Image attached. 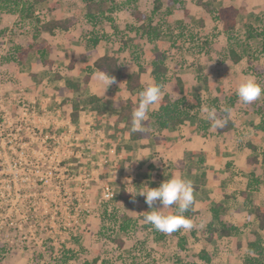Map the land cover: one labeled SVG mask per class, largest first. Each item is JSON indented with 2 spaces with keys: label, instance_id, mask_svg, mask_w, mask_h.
I'll use <instances>...</instances> for the list:
<instances>
[{
  "label": "rangeland",
  "instance_id": "374dc122",
  "mask_svg": "<svg viewBox=\"0 0 264 264\" xmlns=\"http://www.w3.org/2000/svg\"><path fill=\"white\" fill-rule=\"evenodd\" d=\"M110 2L116 4L115 11L110 13L112 19L103 18L97 23L87 21L84 0H46L38 4L36 14L42 21H71L68 31L43 34L51 41L45 39L51 44L45 63L35 52H30L25 60L16 52L19 45L26 46L32 40L39 24L23 21L18 13L0 11V264H86L95 258L111 264H131L135 253L140 257L139 264H176L177 258L183 264H206L199 257L203 247L216 252V260L211 264H245L247 244L257 239L258 232L254 217H249L247 212L258 202L264 203V160L261 158L264 130L254 127L264 117V95L251 104H244L236 94V87L248 75L264 84V73H256L249 66L264 67V37L249 39L246 32L250 26L258 32L264 30V0H179L173 6L163 0L155 21H161L164 33L153 41L136 33L140 23L133 12L138 9L143 14H152L154 0ZM205 4L214 11L206 9ZM228 5H235L240 11V31L234 35L224 33L216 18L217 9ZM186 33L202 40L209 37L212 43L205 44L200 52L195 51L194 45L186 40L190 38ZM95 38H99L97 44L93 41ZM99 44L106 53L119 56L126 72L138 71L140 65L145 68L142 72L145 87L155 82L151 74L153 59L158 52H167L171 77L165 91L178 100L181 95L173 89L175 75L186 79L184 96L192 114L189 126L195 129L196 135L203 136L199 141L188 140V143L193 149L204 148V152L192 153L195 157L191 159L187 149L179 152L182 147L178 144L175 146L178 151L155 152L153 160L162 166H152L158 170L153 183L145 173L147 162L139 164L131 156L124 164L116 165L119 159L108 155L113 128L106 119L108 115L97 114L95 103L89 101L96 91L116 94L115 85L106 89L102 75L94 76L90 86L76 93L84 106L78 123L72 121L69 126L71 110L62 106L56 88L68 77H83L75 69H67L72 46L90 50L80 68L84 70L99 57L96 50ZM231 47L243 54L238 64L231 58ZM137 93H131V98L139 103L140 91ZM232 94L234 97L230 99ZM108 100L104 98V103ZM227 107L231 109L230 117L222 111ZM113 109V106L107 109L105 104L102 107L104 114L108 111L111 115ZM213 109L217 118H234L229 131L219 133L218 128L211 126L208 112ZM249 110L256 116H251ZM155 112H150L152 118ZM162 131L158 125L153 128L155 139L167 135L166 130ZM169 131L175 138L182 135L175 129ZM99 139L106 144L102 145ZM208 154L210 160L205 162ZM179 156L188 160L205 156L201 163L197 159L193 167L203 162L211 164L203 165L210 170L206 174L208 183H204L200 173L194 180L190 167L178 168ZM254 157H260L258 163L253 161ZM211 159H216L215 163ZM129 162L128 172H124ZM173 174L193 182L198 202L204 201L207 195L204 212L191 218L194 227L190 230L171 234L158 231V235L164 234L162 239H149L156 229L144 221L146 211L150 210L145 197L137 194L135 208L130 210L120 200V185L129 186L130 191L157 187ZM197 184L209 185L207 192L199 194ZM106 185L116 190L114 201H106ZM240 192L249 195L247 206H243L246 200ZM219 201H224L230 212L215 221L218 231L210 241L206 229L213 221L212 207ZM238 206L243 211L235 213ZM106 209L115 214H134L137 222L133 230L119 231L111 220L102 216ZM174 210L172 206L166 211ZM224 226L236 229L231 238L224 234ZM118 239L123 240V246ZM237 243L238 248L234 250ZM65 248L75 250L78 258L65 263L62 259Z\"/></svg>",
  "mask_w": 264,
  "mask_h": 264
},
{
  "label": "trees",
  "instance_id": "16d2710c",
  "mask_svg": "<svg viewBox=\"0 0 264 264\" xmlns=\"http://www.w3.org/2000/svg\"><path fill=\"white\" fill-rule=\"evenodd\" d=\"M46 0H0V11L5 10L7 13L16 14L18 13L19 16L23 21H28L34 24V22L38 23L39 26L35 28V32L33 33L32 40L27 43L26 46L19 45L16 48L17 55H19V58L21 60H25L30 52L37 53L41 60L45 63L47 53L50 51L51 47L48 44V42L45 39H41L42 33L49 32L51 34H54V32L58 29L61 30H69L70 29V20H48L46 22L42 21L39 16H37V7L38 4L44 2ZM128 3H130L132 0H126ZM179 0H167L168 6H173L176 4ZM87 8L86 12V18L89 23H97L99 20L103 18H110V13L114 12L116 7L112 5V2L110 0H84ZM111 3V4H110ZM54 7L56 5H53ZM163 7V0H154V8L152 11V14L146 15L143 14L138 9L133 12V16L136 18V20L140 23L137 27V34H141L142 37H147L149 40H156L162 36L164 33L162 29V23L156 22L155 17L156 14L162 9ZM206 9H208L210 12H213L214 10L210 8L209 5L205 4ZM240 15L239 9L234 5H228L223 6L217 9L216 11V18L219 20L223 27L224 33H229L231 35L236 34L239 32V20L238 17ZM247 32V38H253L257 36H263L264 37V30L262 32H258L254 30V27L250 26L246 29ZM190 38H187L186 40L189 41V44L194 45L192 48L195 51H202L205 49V44L209 45L212 43V41L209 39V37L206 38V40H202L198 36H193L191 33H186ZM231 39H234L233 36L230 37ZM94 43L99 42V38H95ZM129 42H126V45L128 46ZM167 53V52H166ZM166 53L158 52L155 59L152 61V70L151 74L154 78L155 82L163 83L164 85L170 81L171 77V69L167 64L168 56ZM229 53L231 55L232 60L235 62V64L239 63L243 59V54L240 49H235L234 47H231L229 49ZM251 69H254L256 73H264V67L263 66H253L250 65ZM138 71H134L131 73H127L121 66L120 58L119 56L115 54H104L95 61L94 66H90L88 68V72L91 73L95 70L99 71L100 73L114 76L117 83L116 84H122L125 80V87L129 91H134L136 89H142V72L145 71V68L140 67ZM176 82H175V88L174 92L179 93L181 98L178 100H174L171 93L169 91H164V95L162 97V100L160 102V106L158 110L153 114V117L156 118V122L158 125V128L160 130L168 129V128H178L182 125H185L186 122L192 117V114L190 113V109L187 108L186 104V98L184 96L185 92V82L183 78L176 74L175 75ZM86 82L89 81V77H86ZM81 84L79 82H73L71 80L67 81L66 86L60 87L59 92L61 95L65 97V103H72V120L73 122L77 123L80 118V112H81V104L78 101H73L72 99H68V95L70 92H73L74 90L80 89ZM222 89V88H220ZM234 97L232 94L230 99ZM229 99V100H230ZM101 98L97 96H91L89 98L90 102L96 103L95 109L100 113L101 112V106L99 104V101ZM117 106H120L121 111L119 114V121H122L124 119L127 120L129 124H131L132 120V112L134 108L136 107L134 101L131 99H128L125 101V103L118 102ZM230 108V107H227ZM258 110V108H257ZM259 111V110H258ZM227 116V114H226ZM233 126V122L227 117V123L225 127L218 128V132H224L229 131ZM258 130H264V117L261 122H259L257 125L254 126ZM133 136L136 135V133L132 132ZM263 160H264V151L262 153ZM254 162L258 163L259 159L257 157L252 158ZM201 160H203V157H201ZM184 161L181 160L179 164V168H183ZM204 177V176H203ZM120 200L122 201L123 205L126 208H134L135 207V199H133V195L126 190V188H122L120 193ZM145 200V198H144ZM196 199L194 202V205L192 208L188 210V212L185 213L188 217L192 218L196 213ZM225 210V206L222 203H217L215 206L212 207V214H213V221H211L207 225L206 232L208 233L207 238L212 241L215 238L216 232L218 231V228L215 225V221L221 219V213ZM256 218L258 221V232L257 239L250 241L247 244V256L244 260L245 264H264V206L262 205H256L254 208ZM102 216H104V219H109L112 221L113 225H115L119 231L124 233H129L134 228V224L137 222V220L125 213L122 214H115L109 212L107 209L103 211ZM231 227L224 226L223 231L226 235H230L232 233ZM154 234H150L148 236L149 239H156L160 240L163 238L164 234L158 235V231L154 230ZM157 231V234H156ZM183 241V240H182ZM117 242L120 246H123V240L118 239ZM182 245L183 242H179ZM199 257L206 263L211 264L214 260L215 254L213 252H209L207 249L202 248L199 252ZM78 255L75 250L72 248H65L63 250L62 259L65 261V263H68L69 261L73 259H77ZM140 257L138 254H134L132 257L131 264H139ZM176 264H183V261L181 258H177ZM86 264H111L108 260H100V258H95L91 262L87 261ZM190 264H196V263H190Z\"/></svg>",
  "mask_w": 264,
  "mask_h": 264
},
{
  "label": "crops",
  "instance_id": "0c3cea01",
  "mask_svg": "<svg viewBox=\"0 0 264 264\" xmlns=\"http://www.w3.org/2000/svg\"><path fill=\"white\" fill-rule=\"evenodd\" d=\"M58 30H61V29H58ZM58 30H56V31H58ZM56 31L54 32V34L56 33ZM63 31H65V30H63ZM45 33H49V32H45L44 31L42 33L41 37L44 38V39L49 40L46 36L43 35ZM49 34H51V33H49ZM54 34H51V35H54ZM49 42H51V41L49 40ZM96 50H98V52H99V54H98L99 57L102 56V55H104V54H111V53H106L105 51H103V48L101 47L100 44L96 46ZM50 51H51V49H50ZM71 52H72V55L69 56V59L70 60H69L68 65H67V69H68V71H70L71 68H72V71H74V69H75L77 71V73H79V75H80V73L83 74V77H82V79H76L74 77H68L67 79H65V81L62 82L60 84V86H58L56 88V96H57L58 99H60V102H61L62 106L63 107L64 106L68 107V109L71 110V113H73L72 103H70V104L68 103L67 104V103L64 102L65 101V97L60 94L59 88L66 86L67 81H69V80H71L73 82H79L81 84L80 89L74 90L73 92H70L69 95H68V99L69 100L72 99L73 101L80 102V104H81L80 117H81L82 108H83L84 104H82L81 100H79V96H75L76 93L80 92L83 89L84 86H87V85L90 86L94 82V80H95L94 79V76L105 75V74L100 73L97 70H95V71H93L91 73L88 72V68L90 66H94V63L98 59V57L94 60V63H92L90 65H87L84 68V70H83V68H82V70L80 69L85 64L86 54H89L90 53V50H84V51H82V50H79L75 45H73L72 48H71ZM47 55H48V53H47ZM207 76L205 75V78ZM86 77H89V81L88 82L85 81ZM208 77H210V76H208ZM183 80H184V82L186 84V79L183 78ZM114 85L117 87L116 94L109 95L108 93H106L104 91L103 92L102 91H99V92L96 91L95 92L96 94L95 95H92V96H97V97L101 98V100L99 101V104L102 102V105L104 106V104H105L107 106V109L110 110V107H112V106L114 108L113 109L114 112L111 115H110V112H108V111L104 114V112L102 110V107L103 106L101 107V112L100 113L96 109L95 110H96V113L97 114H102V115H106L107 114L108 115V118H106V119L108 120V122L111 125V127H113L112 128V131L110 132V135L112 136V139H109V141H111V142L109 144V150H108V153L109 154L108 155L111 156V157H113V159L114 158L119 159V160H117L116 165H118V164L119 165L124 164L125 163L124 162L125 159L126 158H129L131 156H134V159L135 160H133V161L134 162L135 161H138L139 164H142V163L147 162V165L144 166L146 168L145 173L148 175L147 176L148 181H152V183H153L156 180L155 177H154V174H156L158 172V170L155 169L156 167L152 168V166H154V165H156V166H162L161 164L160 165L158 164V161H155L156 159L153 160V154H155V152H160L162 154V153L167 152V151H178V149H176V147H175L177 144L180 147H182V148H179V152L187 149V151H189L188 152L189 153L188 156L191 159L193 157H195V156L192 155V153L199 154L198 151H202V150L204 152V150H205L204 148L198 149L197 146H196L193 149V147L190 146L189 143H188V140H190V141H199L200 139H203L202 138L203 136L200 135L199 133H198V135H196L195 129L191 130V127L189 126V124H190L189 121H187L185 125H182L181 127H178V128H168V129H164V130H166L165 132L167 133V135L166 136L162 135L163 137L162 136L159 137V138L156 137V139H155V137L152 134V131H153V128L154 127H155V129L157 128L156 118L153 117L154 118L153 119L151 116H149V120L144 125V128H145L144 133H136V135L133 136V133L131 131V126L132 125L129 124L126 119H124L122 121H119V114H120L121 108H120V106H117V103L118 102L125 103L126 100L131 99L132 101H134V103H135L136 106L138 105V102L135 101V99L131 98L132 97L131 93H134L135 92V95H137L138 94L137 93L138 91H142L143 90V88L145 87L144 80H143V75H142V86H143L142 89H136L134 91H129L125 87V80L123 81L122 84H114ZM174 88H175V85L173 86V89ZM104 98L105 99H109L108 102L105 101V103H104ZM161 100H162V98H161ZM161 100H160V102H161ZM160 102L153 107V110H152L153 112L156 111V110H158V108L160 106ZM95 106H96V103H95ZM100 106H101V104H100ZM202 106H203V108L205 107L204 104ZM245 111H244V113L246 114ZM249 113L251 114V116H256V114L255 113H252L250 110H249ZM229 119H231L232 122L235 121L234 118H232V117L229 118ZM70 120L71 121L68 120V122H67V123H69V126L71 125V123L73 121L72 120V116H71V119ZM79 120H80V118H79ZM111 120H113L114 122H111ZM73 123L74 124H77L78 122L77 123L73 122ZM234 125H235V123H234ZM170 129L171 130L172 129H175L176 131L181 132L182 135L179 136V134H178L176 138L175 137H172V136H170V135H172V134H170V132H171V131H169ZM164 130L162 132H164ZM224 132H226V131H224ZM220 133H222V132H220ZM190 134L193 135V138H190ZM104 135H103V137H105ZM180 139H182V141H181L182 144L179 143V140ZM99 140L102 143V145L106 144V142H104L103 140H101V139H99ZM205 140L208 141L207 138H205ZM105 141H108V139L105 140ZM161 141H163V142H161ZM170 143H173V144L171 145ZM190 147H192V149H190ZM204 158H205V156L203 157V160L197 158L198 159V162H200V160L201 161H204ZM257 158L259 159L260 157H257ZM261 158H263V155H262ZM179 159L183 160L184 161V165H185V167L183 165V168H181V169H184V168L185 169L186 168L188 169V167H190L189 168V172H191V173L194 174V180L196 178L198 179V174L200 173V177L202 179H204V183H206V184L208 183V177L206 179V174L210 170L209 169H204L205 168L204 166H206V165L211 166V164H206L205 163L208 160H210L209 154L206 157L207 160L205 159V162H203V165L204 166L201 165L199 167H197V166H194L193 167V165L195 164V162H197V159H193V160L190 159V160H188L187 158L184 157V159H185L184 160V159H182L181 156H179L177 160H179ZM211 160L214 163L216 161V159H211ZM191 161L193 162V164H192ZM129 164H130V162L129 163H126V170H124V172H128V169H129L128 166H129ZM125 182H123V183H125ZM206 184H205V187H203L204 185H201V186H198L199 184L196 185L197 187H200V188H197L198 189L197 191L200 190L199 191V194L202 191L203 192H207V189L209 188V185H206ZM120 186H121V189L122 188H126L127 191L128 190L130 191L129 186L126 185V187H125V185L123 186V184H121ZM214 189H216V188H214ZM241 192H240V194H241ZM205 197L206 198L204 199V201L201 200L200 202H198L197 194L195 195V199H196V206H195V208H196V211H197V215L196 216H199V215L203 214V212H204V205H203V203H205L207 201V195L206 194H205ZM241 197L244 200H246V202L243 203V206H245V205L247 206V203H248V200L247 199H249V195L248 194H245V192H244V193L241 194ZM223 198H225V196H223ZM137 201L138 200L135 199V203H137ZM144 202H145V200H144ZM219 203H222L225 206V210L221 213V216L225 212H227V213L230 212V211H227L226 210V205H225L224 201L223 202L222 201H219ZM256 205H262V206H264V203L258 202ZM256 205H254L253 209L251 211H248L247 213H248V216L249 217H251V218L254 217L255 222H256V226H257V229H256V231H257L258 230V221H257L256 214H255V211H254V208L256 207ZM238 207H240V208H237L238 211L235 209V213L242 212L243 211L241 206H238ZM248 209H246V210H248ZM130 210H132V208H130ZM128 215H130V216L133 215L134 216V214H131L130 212H129ZM212 216H213V214H212ZM221 219H222V217H221ZM231 228H233V227H231ZM234 230H236V229H234ZM232 235H233V229H232V233L230 235H226V236H227V238H231ZM238 245L239 244L237 243L236 244V247L234 248V250L235 249L237 250ZM203 248H205V247H203ZM205 249H207V248H205ZM207 250L209 252H213L214 254L216 253L213 250H209V249H207ZM214 260H216L215 257H214ZM213 262L214 261H212V263Z\"/></svg>",
  "mask_w": 264,
  "mask_h": 264
},
{
  "label": "clouds",
  "instance_id": "9594fccd",
  "mask_svg": "<svg viewBox=\"0 0 264 264\" xmlns=\"http://www.w3.org/2000/svg\"><path fill=\"white\" fill-rule=\"evenodd\" d=\"M102 82L109 88L117 83L114 76L102 75ZM165 85L160 82H152L139 93V103L132 112L131 131L144 133V125L149 120L150 112L158 104L164 95ZM236 94L244 104H251L264 95V84H261L253 75L241 79L236 87ZM228 117L231 116L230 108H223ZM208 118L212 121L213 128H223L227 118H217L215 110L208 112ZM129 191V190H128ZM135 196L145 197V203L149 207L144 221L151 224L157 231L171 234L181 229L190 230L194 227L190 217L185 215L195 202L193 182L185 177L173 174L165 179L157 187L145 186L137 191H129ZM175 206L174 211H166Z\"/></svg>",
  "mask_w": 264,
  "mask_h": 264
},
{
  "label": "built area",
  "instance_id": "2783aa9c",
  "mask_svg": "<svg viewBox=\"0 0 264 264\" xmlns=\"http://www.w3.org/2000/svg\"><path fill=\"white\" fill-rule=\"evenodd\" d=\"M104 197L106 201H114L117 198V193L113 187L106 185L104 188Z\"/></svg>",
  "mask_w": 264,
  "mask_h": 264
}]
</instances>
